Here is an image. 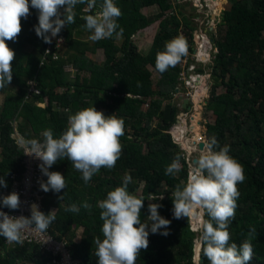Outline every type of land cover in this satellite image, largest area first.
<instances>
[{
	"label": "trees",
	"instance_id": "1",
	"mask_svg": "<svg viewBox=\"0 0 264 264\" xmlns=\"http://www.w3.org/2000/svg\"><path fill=\"white\" fill-rule=\"evenodd\" d=\"M114 3L122 13L117 23L124 30L125 47L116 42L115 36L91 44L75 34L81 32L80 26L85 23L81 17L91 14L84 11L86 5L75 7V23L61 29L65 35L64 47L52 53L46 54L49 43H44L34 31L33 26L38 24L35 13L21 20L22 31L16 42L6 41L15 52L9 85L17 87V92L6 93L0 104V176L7 182V187H0V195L5 190L12 191V174L25 169L24 148L13 136L16 118L21 120L18 130L26 140H42L45 129H51L59 137L66 130L70 115L93 106L105 116L123 119L124 135L119 138L122 152L112 169L101 168L87 184L67 159L57 161L50 168L66 180L64 190L49 191L43 199L45 214L56 209V219L50 225L54 235L67 241L73 259L81 264H97L94 241L97 237L103 239L97 202L120 186L125 174H129L132 177L129 192L146 198L141 221L149 215L151 202L162 205L158 208L159 215L171 222L167 236L149 232L148 248L141 250L136 264H196L194 241L199 231L190 228V218L175 219L172 212L171 193L177 184L186 183L189 167L171 132L178 120V107L167 102L178 88L180 62L190 57L191 44L196 42L194 28L190 22L183 21V30L188 35L187 54L174 67L160 73L155 66L157 53L164 51L168 41L182 35L177 13L170 12L161 18L159 30L145 55L131 38L138 29L148 28L157 19L143 12L145 6L157 4L161 9L158 16H162L173 7L172 1L114 0ZM221 19L217 24H225L224 33L220 39L212 40L215 51L211 73L220 78L213 84L209 100L215 118L207 124L205 135L207 139L214 136L220 147L229 146V155L244 169L245 180L237 185L235 218L229 224L230 243L239 246L248 238L250 228H255L249 264H264V0H236ZM99 49L103 50L104 63L89 55ZM64 53H69V58ZM69 65L76 69L74 77L66 69ZM150 66L160 75L156 82ZM86 71L90 73L88 79L82 77ZM30 81L36 83L41 93L30 92ZM217 85L225 90L216 93ZM8 87L0 90L6 92ZM45 98L47 103L43 107L38 102ZM177 154L181 156V171L174 176L165 175V168ZM138 190H141L139 194ZM149 194L163 198L148 201ZM83 202L91 205L90 210L81 207L78 213L65 211L72 203L79 206ZM79 227H83L81 234L76 233ZM199 257L201 264H208L201 249ZM50 261L51 257L36 247L9 248L0 237V264H49Z\"/></svg>",
	"mask_w": 264,
	"mask_h": 264
},
{
	"label": "clouds",
	"instance_id": "2",
	"mask_svg": "<svg viewBox=\"0 0 264 264\" xmlns=\"http://www.w3.org/2000/svg\"><path fill=\"white\" fill-rule=\"evenodd\" d=\"M77 5H86L87 13L96 9L94 14L81 17L91 41L122 37L124 30L117 23L122 13L114 0H100L99 5L97 0H0V89L8 87L13 78L15 52L6 41L16 42L22 31L21 20L31 15L30 8L37 11L38 24L33 26L37 37L44 43H51L62 28L75 23L74 9ZM209 50L210 45L206 53ZM186 54V40L182 36L175 37L165 44L164 51L157 53L156 69L163 73ZM123 135L122 118L105 116L91 106L70 115L66 130L59 137H55L51 129H45L41 133L42 140H22L21 144L26 149L25 155L40 161L38 168L47 177L46 181H38L39 189L45 193H60L66 188L65 177L57 171H49L57 161H70L87 184L101 168L110 170L115 166L122 152L119 138ZM199 150L200 155L192 161L186 183L177 184L171 193L173 217L199 220L197 244L208 264H249L253 256L251 238L256 229L250 228L248 238L239 246L230 243L229 232L239 197L237 185L245 180L244 169L229 155V146L220 147L214 136L204 140ZM180 161L181 156L177 154L165 168V175L174 176L180 172L183 167ZM131 182V175L125 174L122 184L97 202L103 221V239L97 237L94 241L97 264H136L141 250L148 248L149 232H159L163 236L169 234L167 229L171 222L159 215L158 208L162 205L158 203L148 204L149 215L141 221V209L146 198L129 192ZM0 187H7L2 176ZM62 198L59 197L60 200ZM162 198L149 194L147 200ZM20 205L15 191L0 195V207L18 210ZM81 207L90 210L91 205L87 202L79 206L72 203L65 211L78 213ZM29 211L30 216L27 217L10 216L0 211V237L9 244L22 245L26 232L42 234L56 219V209L45 214L36 203L29 205ZM197 264H201L199 259Z\"/></svg>",
	"mask_w": 264,
	"mask_h": 264
},
{
	"label": "rangeland",
	"instance_id": "3",
	"mask_svg": "<svg viewBox=\"0 0 264 264\" xmlns=\"http://www.w3.org/2000/svg\"><path fill=\"white\" fill-rule=\"evenodd\" d=\"M173 7L166 11L164 15L158 16L160 14L161 9L160 7L155 5H148L145 6L142 10L144 13L147 14L149 18H156V21L154 24L149 26L146 29H138L136 33L132 36V41L136 44L138 47V50L141 54H146L153 42L154 35L159 30V24L161 18L166 16V14L170 12H176L178 15V18L181 21V24L179 26L181 36L184 39L188 38V35L185 34L186 31H184V25L183 21L186 20L190 22V25L193 26V33L195 34L196 42L194 44H191L192 50L190 51L188 55L190 57H186L187 60H183L185 62H180L181 67L188 66L189 61H194L195 57L197 60H203L204 62L202 65H196L195 72L197 75H200V79L197 77V80H195V77L193 80L188 78V75L185 76V78L181 77L179 75V82H178V90L175 91L172 94V98L168 99L167 102H171L172 104L176 105L178 107V119L177 123L173 124L171 128V132L175 136V140L180 144L179 147L182 151V156H184L186 162L188 163L189 171L191 170V163L193 161V158H197L200 155V150H197L199 142H204V140L207 139L205 132L207 123H213L215 118L214 109L212 106H210V97H211V89L215 81H217L216 76L212 75L211 69L213 65V57H214V47L213 41L214 39H220V37L224 33L225 24L222 26L220 24H217V21H221L222 14L225 10H229L231 8V5L236 0H219V4L211 5V0H171ZM218 6V7H217ZM191 8L192 10H188ZM218 10V11H217ZM96 11V9H95ZM92 14V13H91ZM94 14V13H93ZM221 23V22H220ZM134 26L137 27V23H134ZM83 28V27H82ZM82 32H80L78 35L81 38H88L90 33L85 30L84 28L81 29ZM89 39V38H88ZM116 42L120 45H123L125 47L127 45V42L125 40V37L122 35V37L117 38L115 37ZM88 43L94 44L93 41H89ZM210 45L209 52L211 53L210 56H208L206 51L208 50V46ZM207 46V48H206ZM215 51V50H214ZM64 53V56L68 55V58L70 54ZM205 54V55H204ZM205 56L202 58L201 56ZM91 56L95 59L96 62L104 63V53L103 50L100 49L99 52L96 54H91ZM193 56V58H191ZM67 58V57H64ZM153 72V80L156 82L160 75L159 73L153 68L149 67ZM66 69H70L69 67H66ZM72 77H74L75 73L71 71ZM82 77H85V79H88L90 77L89 72H84ZM220 79V78H219ZM186 80H189V84H186ZM87 81V80H86ZM188 90L190 92H188ZM225 89L217 85L215 88L216 93L223 92ZM13 92H17V87L12 86L11 90ZM188 96L192 98L193 100V107L190 112L185 111L183 107L182 99H188ZM2 100L1 94H0V102ZM166 102V103H167ZM42 104H46L43 102ZM181 112H184V115L181 114ZM189 113V114H188ZM199 118L198 120V130L195 131L193 128V120L196 118ZM186 117V118H185ZM185 118L184 121H181V119ZM21 121V120H20ZM19 121V122H20ZM156 124V121L154 122ZM14 125V137L17 138L15 132L18 130V120L13 122ZM176 132V135H175ZM18 140V139H17ZM186 145V146H185ZM141 190H138L137 193L139 194ZM92 198L90 197V200ZM199 212V210H197ZM190 228L194 231H198L199 228V220L193 221L190 219ZM83 227H79L76 229V233L81 234ZM197 235V234H196ZM198 235L194 241V261L197 264L198 257H199V247L197 244ZM197 245V246H196ZM196 247H198L196 252Z\"/></svg>",
	"mask_w": 264,
	"mask_h": 264
},
{
	"label": "built area",
	"instance_id": "4",
	"mask_svg": "<svg viewBox=\"0 0 264 264\" xmlns=\"http://www.w3.org/2000/svg\"><path fill=\"white\" fill-rule=\"evenodd\" d=\"M30 12L37 14V11L32 8H30ZM64 43L65 35L60 32L58 36L52 38V42L47 45V48L45 50L46 54L52 53V51L56 48L62 47ZM205 54L210 56L209 53ZM55 57H58L57 52H55ZM201 57L204 58L205 56L202 55ZM191 58H193V56ZM185 60H187L186 57ZM202 61L203 60H197L195 57L194 61H190L188 63V66L185 65V67L182 68L179 75L183 78L188 75V78H190L191 80H193L196 76L200 79L201 76L197 75L195 69L198 67H196V65H199ZM187 83L189 84V80H186V84ZM30 92L37 94L41 93V89L36 86V83L34 81H30ZM188 92L190 91L188 90ZM189 99L192 98L188 96V100ZM184 112H181V114L184 115ZM185 118L181 119V121H184ZM23 148V164L25 169L22 173H14L11 176V178L13 179L11 192L15 191L16 193H18L21 201L20 208L18 210H10L8 208L0 207V211H3L10 216H30L29 205L32 203H36L39 206L40 211H42L43 208V199L45 197V192L39 189L38 181L45 180L46 177L42 175L38 168V164L40 163V161L31 156L25 155L26 149L24 146ZM7 194L9 193L7 191H4L2 195ZM1 238L4 244L9 248H17V246L24 245H30L31 249H33L34 247L38 248L40 252L51 257V261L49 264H81L80 261L73 259V255L70 251L67 241L58 239L54 235L51 226H49L48 230L42 234L36 233L35 231L26 232L24 243L22 245L15 243L9 244L3 237Z\"/></svg>",
	"mask_w": 264,
	"mask_h": 264
},
{
	"label": "crops",
	"instance_id": "5",
	"mask_svg": "<svg viewBox=\"0 0 264 264\" xmlns=\"http://www.w3.org/2000/svg\"><path fill=\"white\" fill-rule=\"evenodd\" d=\"M84 11H85V9H84ZM93 14V13H92ZM85 15H87V14H85ZM83 27V25L82 26H80V30L81 29H83L82 28ZM60 32H62V31H60ZM82 32V31H81ZM75 34L76 35H78V33H76L75 32ZM83 40H85V41H90V39H88V38H83ZM63 47H64V45H63ZM29 48L31 49V46H29ZM65 49H66V47H65ZM100 51V49L97 51V52H99ZM97 52H93L94 54H96ZM92 52H89V55H91V54H93ZM92 57V56H91ZM70 69H67L68 71H73L74 73L76 72V69H74L71 65H69L68 66ZM13 85H9V87H8V89H7V91L6 92H2L1 90H0V94H1V97H2V102H0V104H3V102H4V99H5V95H6V93H9V92H13V91H10L11 90V87H12ZM64 90V88H59V91H63ZM43 102H45V103H47V98H45V100L43 101ZM43 102H38V104L39 105H41V106H46V104L44 105V104H42ZM16 121L18 120V123H20L19 121H20V119H15ZM14 120V121H15ZM15 129V128H14ZM14 134V133H13ZM15 134H16V136H17V138L16 139H18L17 140V142L20 144V146L21 147H23L22 146V144H21V141L22 140H26V138L19 132V130H17V132H15ZM14 136V135H13Z\"/></svg>",
	"mask_w": 264,
	"mask_h": 264
},
{
	"label": "water",
	"instance_id": "6",
	"mask_svg": "<svg viewBox=\"0 0 264 264\" xmlns=\"http://www.w3.org/2000/svg\"><path fill=\"white\" fill-rule=\"evenodd\" d=\"M182 102H183V107L185 109H191V103L188 101V99H182ZM203 147V142H199L198 144V148L201 149ZM196 158L193 159V161L195 160ZM198 259L202 262V258L198 257Z\"/></svg>",
	"mask_w": 264,
	"mask_h": 264
},
{
	"label": "bare ground",
	"instance_id": "7",
	"mask_svg": "<svg viewBox=\"0 0 264 264\" xmlns=\"http://www.w3.org/2000/svg\"><path fill=\"white\" fill-rule=\"evenodd\" d=\"M217 5V4H219V1L218 0H214V2L212 3V6L213 5ZM215 5V6H216ZM218 7V6H217ZM218 11V10H217ZM195 80H197V77H195ZM198 120H199V118H198V116H197V118L195 119V120H193V122H194V124H193V128L195 129V131H197L198 130ZM186 146V145H185ZM197 246V245H196ZM197 249H198V247H196V252H197Z\"/></svg>",
	"mask_w": 264,
	"mask_h": 264
},
{
	"label": "flooded vegetation",
	"instance_id": "8",
	"mask_svg": "<svg viewBox=\"0 0 264 264\" xmlns=\"http://www.w3.org/2000/svg\"><path fill=\"white\" fill-rule=\"evenodd\" d=\"M219 1V0H218ZM214 2V0H211V3H209L210 4V7H211V5H212V3ZM188 10H192L191 8H189ZM191 100V101H190ZM190 103H191V109L189 110L188 109V112H190L191 110H192V107H193V100L192 99H189L188 100ZM187 111V110H186ZM189 114V113H188ZM208 124V123H207ZM206 130H207V127H206ZM197 150H199L198 148H197Z\"/></svg>",
	"mask_w": 264,
	"mask_h": 264
}]
</instances>
